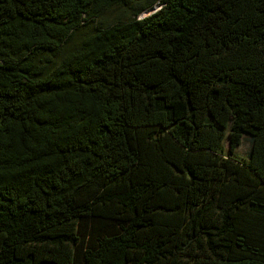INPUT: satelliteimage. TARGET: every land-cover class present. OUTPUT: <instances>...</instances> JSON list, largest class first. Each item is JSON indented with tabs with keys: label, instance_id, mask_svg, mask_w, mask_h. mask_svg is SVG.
<instances>
[{
	"label": "trees",
	"instance_id": "1",
	"mask_svg": "<svg viewBox=\"0 0 264 264\" xmlns=\"http://www.w3.org/2000/svg\"><path fill=\"white\" fill-rule=\"evenodd\" d=\"M0 264H264V0H0Z\"/></svg>",
	"mask_w": 264,
	"mask_h": 264
},
{
	"label": "rangeland",
	"instance_id": "2",
	"mask_svg": "<svg viewBox=\"0 0 264 264\" xmlns=\"http://www.w3.org/2000/svg\"><path fill=\"white\" fill-rule=\"evenodd\" d=\"M226 146L228 147V141L226 143ZM250 150V141L249 139H245L242 147L238 149V155L242 157H246Z\"/></svg>",
	"mask_w": 264,
	"mask_h": 264
}]
</instances>
